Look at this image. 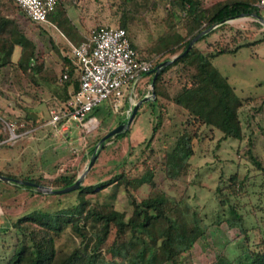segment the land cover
<instances>
[{"label":"trees","instance_id":"obj_1","mask_svg":"<svg viewBox=\"0 0 264 264\" xmlns=\"http://www.w3.org/2000/svg\"><path fill=\"white\" fill-rule=\"evenodd\" d=\"M73 1L57 0L48 17L73 43L80 44L89 41L92 31L82 30L70 16L68 7ZM121 1L118 26L126 29L140 57L151 58L154 62L152 70L145 74L149 75L147 82L150 86L156 66L176 56L155 79V96L140 106L148 102L152 108L155 115L152 134L142 142L140 153L134 157H131L133 151L121 157L112 156L113 170L107 178L98 171V156L87 173L89 181H82L79 187L70 191L43 192L33 185L12 180L36 194H53L55 198L46 205H35L16 215L6 211L0 214V224L2 215L11 217L6 229H10L11 240L0 249V264H196L193 254L195 243L206 236L212 225L218 227L223 222L237 229L238 233L233 239L223 242V251L218 254L216 264H264V229L260 224L249 225L247 221L251 213L259 216V211L264 212V204L260 202L252 210L243 209L246 204H242V196L248 191V173L241 177L238 170L229 174L221 171L215 187L217 219L213 222L206 220L202 211L188 200L185 191L175 193L166 189L157 177L159 171L165 173L170 181L187 175L194 153V139L201 133L202 126L219 130L222 133L219 142L229 138L237 140L238 153L264 176V155L259 152L255 139L247 137L251 119L264 109V95H239L228 76L213 62L220 53L236 52L242 45L252 47L263 38L252 40L255 30H244L228 22L241 15H263L264 6L259 5L260 0ZM160 6L165 11V29L141 47L134 40L131 23ZM17 13L27 16L15 0H0V83L19 96L31 99L28 104H20L25 115L21 118L23 124L19 126V130L31 132L46 125L51 117L50 114L43 117L35 110L37 102L48 95L49 113L56 105L51 101L55 97L60 103L67 102L80 88V67L76 57L64 52V49L69 52L71 46L53 37L49 38L51 50L45 51L39 46L38 40L23 28ZM29 21L42 27L45 25L30 18ZM100 26L103 25L95 28ZM209 27L212 29L202 34L185 52L190 40ZM216 32L218 36L209 39ZM50 51L57 53V62L49 58ZM145 91L142 86L138 95L144 97L152 92ZM0 95L12 96L1 86ZM129 98L125 106L131 114L134 104ZM102 106L107 109L105 119L117 117V125L128 117V113H116L110 99L96 106L91 114L96 115ZM245 108L247 113H244ZM167 118L171 124V137L158 136L155 144L156 133ZM1 122L0 119V126ZM106 124L108 130L116 126L112 121ZM129 131L128 128L107 138L106 143L112 138L127 135ZM105 133L90 141L85 158L97 151L96 145H101L100 140ZM246 138L247 144L241 148ZM111 145L104 149H110ZM32 171L19 175L4 170L0 173L48 183L53 188L66 187L78 178L77 169L66 171V168H59L51 179L45 172L36 175ZM108 187L114 190L105 192ZM141 190L146 193L141 194ZM118 191L125 193L127 206L124 208L114 200ZM0 203L6 207L5 202ZM261 217L264 220V216ZM255 228L262 229V235L260 241L251 246L249 231ZM234 239L238 244L231 248L229 245ZM228 247L237 254L233 258L224 254Z\"/></svg>","mask_w":264,"mask_h":264},{"label":"rangeland","instance_id":"obj_2","mask_svg":"<svg viewBox=\"0 0 264 264\" xmlns=\"http://www.w3.org/2000/svg\"><path fill=\"white\" fill-rule=\"evenodd\" d=\"M140 2L150 3L151 0H140ZM71 3L70 5H73L71 7L72 16L78 23L81 21L88 30L92 31L98 25H119L121 0H75V2ZM164 15V8L160 6L156 10L148 11L139 20L133 21L131 30L133 31L135 42L143 47L162 33L166 24ZM16 16L25 31L38 40L39 46L45 51L51 50L49 38L52 35L57 40H64L65 42L63 35L54 25H44L43 29L42 26L29 21V18L22 13H17ZM228 23L244 30H255L256 34L252 40L263 38L252 47L242 45L236 52L220 53L214 57L213 62L223 74L228 76L239 95H264V22L254 15H241L231 19ZM217 36L218 33L216 32L210 35L209 39H214ZM200 44L204 45L205 43L200 42ZM18 52L19 47L16 49V53ZM69 54H72L71 50ZM49 55L50 59L57 62L58 56L55 51H50ZM148 79L149 75L142 76L137 83L138 89L143 86L146 89L145 92H147L150 86L149 82H147ZM0 86L12 94L10 98L0 95L1 114L10 120L23 118L25 109L20 104H28L31 99L27 96H19L4 84L0 83ZM127 97L128 94L122 98L120 105H114V111L121 115L128 113L129 117L130 109L127 111L126 109L128 108L125 106ZM141 98L140 95H134L129 99L135 105ZM48 99L49 96L45 94L43 100L38 101L34 107L37 112L46 118L50 114ZM106 102L108 100L103 103ZM140 106L138 114L135 115L130 124V131L127 135L119 139L112 138L104 146L96 145L98 148L97 157L100 156L98 171L105 178L110 175V170H113L110 162L112 156L121 157L129 155V152L133 151L131 157H134L140 153L142 142L152 134L155 115L148 102L141 108ZM244 110V113H247L248 109L245 108ZM106 114L107 109L102 106L96 114L98 123L89 132L84 131L75 122L68 123L66 128L63 125L53 126L46 124L36 131L27 132L23 138L15 143L8 142L0 145V170L15 175L28 173L30 170H33L32 172L36 175L40 172H45L47 177L51 179L58 173L59 168H66V171L77 169L79 176L86 169L93 155L87 158L84 157L90 141L96 138L97 135L109 131L107 129V121H112V125L117 126V117L113 119V116H110L106 120ZM169 122L167 118L161 129L157 131L155 144L158 136L166 137V135H170L171 137L169 130L171 124ZM199 132H201L199 136L194 139V153L191 157V165L187 175L183 179L170 181V179L166 178L165 173L159 171L157 177L161 181L162 187L175 193L185 191L188 200L202 211L206 220L213 222L217 219L215 187L219 174L222 170L226 174L238 170L241 177H244L246 173L249 175L248 191L242 196V204H246V206L243 205V209L252 210V207L260 202L264 204V176L259 173V170L250 161L238 153V148L240 149L238 141L229 138L219 142L222 133L217 129H210L208 126H202ZM247 133V137L251 136L255 139L259 152L264 155V109L251 119V126L247 128ZM247 140L248 138L241 143V148H243L244 144H247ZM110 143L112 147L108 150L104 149ZM87 173L83 178L84 182L89 181ZM112 190H114L113 187H108L105 192L108 193ZM140 193L145 194L146 191L141 190ZM54 198L53 194L49 196L39 195L30 190V188L19 186L12 181L0 178V201L5 202L6 205L4 208L0 203V214L6 211L11 215H16L30 210L35 205H46V203L53 201ZM114 200L121 208L127 206L126 196L123 191L116 192ZM258 214L259 216L254 213L248 215V224H260L262 229H264V220L261 217L264 216V212L259 211ZM10 220L11 217L9 215H2L0 249L5 243L6 245L9 244V239L11 240L10 229L6 230L9 227ZM262 229L255 228L249 231L251 246H255L260 241ZM236 233H238L237 229L230 228L225 222L218 227L212 225L206 236L199 238L194 245L195 263L216 264L218 254L223 251V242L233 239ZM237 244V240L234 239L229 247L231 246L232 248L237 246ZM229 247L224 250V254L228 258H233L237 254L229 250ZM242 258L245 260V256H242Z\"/></svg>","mask_w":264,"mask_h":264},{"label":"built area","instance_id":"obj_3","mask_svg":"<svg viewBox=\"0 0 264 264\" xmlns=\"http://www.w3.org/2000/svg\"><path fill=\"white\" fill-rule=\"evenodd\" d=\"M27 16L38 23L50 22L49 13L55 8L57 0H15ZM259 5L264 6V0ZM72 55L80 67V88L65 103L50 109V119L46 124L66 128L75 122L84 131H91L98 123L92 110L106 100L118 106L128 94L138 95L139 79L153 68L151 58L140 57L132 45L124 27L103 25L92 30L89 41L80 44L70 42ZM66 76V75H65ZM148 90H152V85ZM152 92L149 93L151 95ZM129 111V109H127ZM0 145L15 143L27 132L19 130L23 120L6 119L0 114ZM21 120V121H20Z\"/></svg>","mask_w":264,"mask_h":264},{"label":"water","instance_id":"obj_4","mask_svg":"<svg viewBox=\"0 0 264 264\" xmlns=\"http://www.w3.org/2000/svg\"><path fill=\"white\" fill-rule=\"evenodd\" d=\"M254 16L258 17L260 20H262L264 22V15L262 14H257V13H254ZM210 29H212V27H209V28H206L204 29L203 31H201L200 33H198L197 35H195L189 42L188 44V47L186 48L185 52L188 51L192 46L193 44L196 42V40H198V38H200V36L206 32H208ZM176 57V56H174ZM173 58L171 59H168V60H165V61H162L160 62L157 66H156V72H155V75H154V79L152 81V93L151 95H145L144 97H142L138 102L135 103V105L133 106V111L132 113L130 114V116L123 122L119 123L117 126H115L114 128L110 129L107 133H105L101 140H100V143H101V146H104L105 143H106V140L107 138L109 137H112L114 136L115 134L121 132V131H124L126 129H128L130 127V124L132 122V120L134 119L135 115H136V112L139 108V106L141 105L142 102L146 101V100H149L150 98H152V95L155 96V89H154V83H155V79L157 78L158 74L160 73V71L162 70V68L168 64L170 61H172ZM99 143V144H100ZM97 155H98V151H95L92 155V158L88 164V166L86 167V169L78 176V178L75 180V182H73L72 184L66 186V187H63V188H53L52 186L50 185H47V184H42V183H37V182H33V181H28V180H23V179H20V178H15V177H11L9 175H6V174H2L0 173V178L1 179H4L6 181H16V182H20V183H25V184H30V185H33L35 187V189L37 190H40V191H43V192H52V193H61V192H66V191H70V190H73L77 187H79L83 181V178L84 176L86 175V173L90 170V168L92 167V165L94 164L96 158H97Z\"/></svg>","mask_w":264,"mask_h":264},{"label":"crops","instance_id":"obj_5","mask_svg":"<svg viewBox=\"0 0 264 264\" xmlns=\"http://www.w3.org/2000/svg\"><path fill=\"white\" fill-rule=\"evenodd\" d=\"M73 5H69V7H68V12H69V14H70V16L73 18V20H74V22L79 26V27H81V29L82 30H86V27H85V25H83V23H81V21H80V23H78L76 20H75V18L72 16V14H71V7H72ZM45 25H49V24H52V25H54L55 27H57V25L55 24V23H53V22H45L44 23ZM57 29H58V31L61 33V35H63V39H65V42H64V40H57L56 38H54V36L52 35V37L56 40V41H62V43H64V45H68V46H70V42H72V39H70L69 37H67L65 34H64V32L59 28V27H57ZM61 39V38H60ZM67 40V41H66ZM66 45V46H67ZM64 52H66V53H69V52H67V51H65V49H64ZM59 60H60V58H59ZM51 101H54L55 103L54 104H59L60 102H59V100L55 97L53 100H51Z\"/></svg>","mask_w":264,"mask_h":264}]
</instances>
